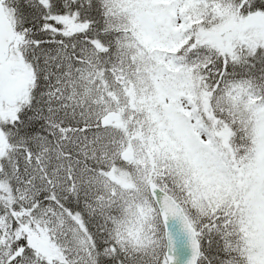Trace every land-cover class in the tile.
Segmentation results:
<instances>
[{
    "label": "snow or ice",
    "instance_id": "obj_1",
    "mask_svg": "<svg viewBox=\"0 0 264 264\" xmlns=\"http://www.w3.org/2000/svg\"><path fill=\"white\" fill-rule=\"evenodd\" d=\"M0 264H264V0H0Z\"/></svg>",
    "mask_w": 264,
    "mask_h": 264
}]
</instances>
